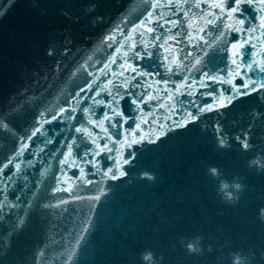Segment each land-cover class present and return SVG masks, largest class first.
<instances>
[{
    "label": "water",
    "instance_id": "95a60500",
    "mask_svg": "<svg viewBox=\"0 0 264 264\" xmlns=\"http://www.w3.org/2000/svg\"><path fill=\"white\" fill-rule=\"evenodd\" d=\"M221 2L235 6L0 0V164L14 161L0 173V202L15 205L0 211V264H264V72L241 63L264 54V11L261 0H239L241 11L215 19L226 15ZM114 50L131 66L115 83L123 99L109 86L116 97H106L123 115L90 114L104 84L87 71ZM89 84L77 111L57 117ZM102 111L111 124L92 127ZM107 132L112 151L107 140L91 147L93 133Z\"/></svg>",
    "mask_w": 264,
    "mask_h": 264
},
{
    "label": "snow or ice",
    "instance_id": "6c2138e0",
    "mask_svg": "<svg viewBox=\"0 0 264 264\" xmlns=\"http://www.w3.org/2000/svg\"><path fill=\"white\" fill-rule=\"evenodd\" d=\"M231 3L234 4L235 6H234V7L226 6L223 2L215 4L214 7L218 8V9L220 10L221 13H226V15H225L224 17H220V16L216 15L215 13H213L212 15L214 16V18H215V19H221V18H223V19H230V18H232L233 14H235V13L241 11L239 0H231ZM261 5H262L261 10L264 11V0H261ZM153 7H154V8H155V7H160V5H159V4H157V5H153ZM194 7L199 8L200 5H199V4H196V5H194ZM160 15L163 16V13H161ZM202 18H203V17H202ZM237 19H238L239 23H241V24L244 23V21H243L242 19H240L239 17H237ZM212 22H213L212 20H208V21H207V23H212ZM173 23H175V22H173ZM261 29H264V18H262ZM200 30L202 31L203 29H200ZM149 31H152V29H149ZM237 31H239V29H237ZM246 31H248V32H253V31H255V29H251V28H249V29H247ZM261 35L264 36V31L261 32ZM109 39H111V37H109ZM222 40H223V36H221V41H222ZM161 46H162V45H161ZM232 47H233V48H236L237 45H236V44H233ZM239 47L243 48L244 45H243V44H240ZM252 47L255 48L256 46H255V45H252ZM65 51L67 52V49H65ZM47 54H48V55H53V52H52L51 50H49V51L47 52ZM136 55L139 56L140 53L137 52ZM239 55H240V54L237 53V52H233V53H232V56H233L232 63H233V64H236V62H237L236 58H237ZM247 56H248V57H251V56H252V53H250V52L247 53ZM166 59H167V58H166ZM195 63H196V65H200V64H201V59H197ZM241 63L244 64V67H245L248 71H252V70H253V66L255 65V66L259 69V71L264 72V54L261 55V59H260L259 61L255 60V59H249V60H247V61L242 60ZM132 70L135 71V69H132ZM168 71L171 72L172 69L169 68ZM141 74H142V75H147V73H141ZM239 74H240V73H238V72L236 73V75H239ZM202 75H205V77H206L207 79H212V80H215V79H216L215 76H211V75H209L208 73H202ZM224 82H230V81H224ZM165 83H167V82L165 81ZM256 83H257L256 81H249L248 83L244 84L243 87H244L245 89H251L252 91H255V90H256V87H255ZM260 87H261V88H264V83H261V84H260ZM87 90H88V91H92V85H91V84L88 85V89H87ZM83 91H85V89L81 88V92H83ZM245 94H246V93H245ZM99 95H100V92H96V93H95V96H99ZM116 95L119 96L120 99H123V97L120 96V93H119V92H117ZM89 99H94V97H89ZM149 99H151V97H149ZM94 102H95L96 104H98V105H103V104L106 103V102L103 101V100H94ZM131 103H133V104H137L138 101H137L136 99H132V100H131ZM108 107L113 109L115 115H119V116H122V115H123L122 112L115 111L114 104H108ZM202 110H203V109H202ZM207 110H208V111H211V108H208ZM83 111H88V110H87V109H84ZM66 118H67V119H73L72 116H67ZM104 119H105V120H108L109 117L105 114V118H104ZM193 119H195V117H193ZM103 124H104V121H100V122H99V126H103ZM177 126H179V125H177ZM0 127H3V128H5V129H7V128H8V124L5 123V122H3L2 120H0ZM75 130H76L77 132H82V131H83V132H85L88 136H92V133L89 132L87 129L76 128ZM104 130L106 131L107 129H104ZM35 134H36L35 132L32 133L33 136H34ZM26 139H27V140H31V136L27 137ZM238 139L241 141V144H242V147H243V148L247 149V148L249 147V143H248V140H247L246 138H244V137H238ZM133 142H136V141H133ZM73 143H75V142H73ZM218 143H219L220 145H223V144H224V139H223L222 136H221V138L218 140ZM26 147H27V144H26V143L21 144L20 152H19L17 155H21ZM106 147H107L106 145H105L104 147H101L100 145H97V148H99L100 151H103L104 148H106ZM68 149H69V153H71V151H72V146H68ZM108 151H112V149H108ZM96 154L99 155V153H96ZM13 163H14L13 159L9 158V159H7V162H6V163H2V164H0V173H3V170L6 169V168H8L9 165H13ZM14 167H15L16 171H19L20 168H21V164H20V163H15V164H14ZM121 175H123V173H121ZM5 178L8 179V180H10V179L12 178V176H11V174H9V175H7ZM147 178H148V179H151V177H147ZM96 199H99V197H96ZM6 206H7V207H15L14 204L5 205L4 203L0 202V211H2ZM22 225H23V220L21 219L20 221L17 222L16 227H21ZM193 250H195V249H193Z\"/></svg>",
    "mask_w": 264,
    "mask_h": 264
}]
</instances>
